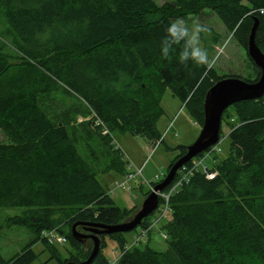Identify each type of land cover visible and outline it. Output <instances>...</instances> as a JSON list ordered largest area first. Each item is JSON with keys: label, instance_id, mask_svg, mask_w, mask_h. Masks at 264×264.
Masks as SVG:
<instances>
[{"label": "trees", "instance_id": "1", "mask_svg": "<svg viewBox=\"0 0 264 264\" xmlns=\"http://www.w3.org/2000/svg\"><path fill=\"white\" fill-rule=\"evenodd\" d=\"M204 10L218 18L224 34L244 53L253 71L249 80L217 75L203 62H181L183 50L192 47L178 30V42L164 54L168 27ZM249 16L257 21L254 44L264 56V0H170L160 5L152 0H0V133L5 138L0 144V209L27 212L6 224L32 238L11 257L0 255V264H31L36 243L56 264L80 263L91 249H86L89 241L70 237L74 223H124L139 205L124 210L106 195L92 168L96 160L91 148L92 166L77 153L79 136L69 128L73 115L93 113L111 135L128 134L153 146L159 140V100L168 88L200 128L203 98L215 82L237 77L254 83L258 78L246 55L254 22ZM59 94L73 95L84 107L53 108ZM83 125L106 149L105 173L122 178L125 163L108 138L92 119ZM223 131L226 156L214 157L209 166L216 176L206 180L194 173L168 197V218L160 227L166 250L155 251L147 242L125 250L124 234L99 236L91 264H108L101 253L104 238L120 250L116 264H264L263 98L226 108L220 117V143ZM173 151L166 172L185 146ZM154 212L138 228L146 230L158 216ZM49 230L70 245L66 258L41 238Z\"/></svg>", "mask_w": 264, "mask_h": 264}, {"label": "rangeland", "instance_id": "2", "mask_svg": "<svg viewBox=\"0 0 264 264\" xmlns=\"http://www.w3.org/2000/svg\"><path fill=\"white\" fill-rule=\"evenodd\" d=\"M152 1L160 5L170 0ZM184 29H187V35H184ZM2 30H4V25L0 21V34L3 35ZM177 30L184 36L190 47L197 51L202 49L206 52L207 59L203 62L206 69H211L217 75H236L241 79L251 78V72L253 71L245 60L244 53L230 36L224 34L220 21L209 10H204L197 16H190L184 21H179ZM262 98L264 100V94ZM51 105L57 110L60 109L64 111L74 110L76 108L81 110L82 107H84L73 95L68 96L64 94L57 95L56 101H53ZM159 107L162 111V115L155 123V130L159 135V140L153 146H148L144 140L131 137L128 134L119 135L114 133L112 135V138L116 141L114 144L132 164V168H142L141 175L143 180L151 182L152 185H157L163 180L168 162L176 155V152L173 151L175 147L180 145L186 147L190 145L198 136L200 129L191 121L180 101L171 95L168 88H165L161 94ZM90 120L89 114L77 113L76 116L73 115L72 121L69 123V128L78 133L79 143L75 146L77 153L89 165H91V163L89 162L90 157L88 149L91 148L96 160L94 167L91 166L95 172L97 181L101 187L107 191L113 187L112 183L114 181H119L120 177L116 176L113 172L105 173L104 170L108 161L106 149L95 141L91 131L83 125ZM169 124H171V128L167 131L166 129ZM222 134L223 138L221 139H223V141L218 145L217 148L219 152L214 156L217 161L226 156L227 140L224 139L226 134L225 131H223ZM2 143H5V138L0 133V144ZM118 155L120 160L124 162L121 154L118 153ZM212 156L213 154L211 157ZM209 162L210 157L206 158L205 163L209 164ZM128 186L131 189L130 192L117 189L109 196L115 206L123 208L124 210H129L139 205L129 214L125 222L129 221L138 211L142 200L148 195L147 194L144 198L142 196L147 191L146 186L139 189L138 183L134 182H130ZM154 211H156V209ZM26 213L27 212L22 210V208L0 209V255L2 257L9 258L15 253H18L23 247L20 246L22 245L20 242L13 241V236H26L25 244L31 241V235L25 230L15 227L9 228L6 224L9 218L25 216ZM164 219L167 218H163L161 222L158 221L157 223L156 221L154 223L156 227L151 228L148 234L141 239L138 245L142 246H139V248H142L143 244L147 242L149 245L148 247L155 251L161 252L166 250L164 240L160 237V233H162L160 232V227L163 222H165ZM65 228L66 226L61 224L59 230L63 231ZM75 232L80 233L79 228H76ZM138 236V228L124 234V239L126 240L125 246H127L125 250L130 248L134 239ZM7 238L11 240L8 241V243H6ZM104 242L105 247L101 251L102 255L106 258L108 264H116V261L121 255L120 250H118L115 243L109 239L104 238ZM89 244V246L87 244L86 249H88V247L91 249L92 245L90 242ZM52 245L53 250L59 254L61 259L67 257V251H71L69 244ZM31 250L36 255L35 260L31 264H56L55 261L49 259L48 252H46L47 249L43 248L40 244L32 246Z\"/></svg>", "mask_w": 264, "mask_h": 264}, {"label": "water", "instance_id": "3", "mask_svg": "<svg viewBox=\"0 0 264 264\" xmlns=\"http://www.w3.org/2000/svg\"><path fill=\"white\" fill-rule=\"evenodd\" d=\"M250 18L254 22L247 38L246 55L259 71L257 80L254 83H247L237 77L224 78L215 82L206 91L202 103V123L198 136L190 145L185 147L184 154L171 165L163 180L155 185L152 191L142 200L138 211L129 221L114 226H104L95 223H74L70 227V237L73 240L81 243L89 239L92 245L86 260L76 264H91L99 250V236L117 233L125 234L140 226L141 221L148 217L157 207L158 201L155 192H162L171 183L176 171L184 164L217 144L220 117L226 108L236 103L258 100L263 96L264 56L254 44V32L257 21L252 17ZM76 226H80L88 235L76 233Z\"/></svg>", "mask_w": 264, "mask_h": 264}, {"label": "built area", "instance_id": "4", "mask_svg": "<svg viewBox=\"0 0 264 264\" xmlns=\"http://www.w3.org/2000/svg\"><path fill=\"white\" fill-rule=\"evenodd\" d=\"M90 119H92V124L95 126V128L99 129L101 136L108 138L109 145L112 147V149L117 151L119 154H121L124 163L126 165L125 166L126 174L122 178H120L119 181H114L112 183L113 187L106 191V195L110 196L113 193V191L117 189L130 192L131 189L128 186L130 182L138 183L139 186H146L147 191L150 193L155 185H152L151 182H146L145 180H143V177L141 175L142 168L133 169L132 164L125 157L123 152L121 150L119 151L118 147L114 144V142L116 141L112 138V135L104 128L103 124L94 116L93 113H91ZM170 128H171V124H169L166 130L168 131L170 130ZM219 144H220V140L217 141V144L208 148L205 152L201 153L200 154L202 155L201 157L199 158L195 157L192 160H190L189 167H181L179 170H177L175 173L177 174V178L174 181L172 179L171 183L167 186L166 192L164 191L155 192L156 197L162 200V203L161 204L158 203L156 207V213L158 214L157 219H155L146 230H142L138 228L139 236L134 239V242L131 245L139 243L141 239L148 234L151 228L156 227V225L154 224L156 221L158 223L159 220L163 218H168V205H167L168 197L173 192H175L181 185L185 184L188 181V178L192 174L199 172L204 176L206 180H211L216 176L215 172L209 170V166L213 165L215 162L214 156L219 152V149L217 148ZM212 154L213 156L211 157ZM208 157H210V162L209 164H206L205 161L206 158ZM160 237L162 239L165 238V236L162 233H160ZM41 238L45 239L51 245L66 244L65 238L60 234H58L55 230L42 232Z\"/></svg>", "mask_w": 264, "mask_h": 264}, {"label": "clouds", "instance_id": "5", "mask_svg": "<svg viewBox=\"0 0 264 264\" xmlns=\"http://www.w3.org/2000/svg\"><path fill=\"white\" fill-rule=\"evenodd\" d=\"M179 21L172 23L168 29H167V35L165 38V48H164V54L167 55L168 52V46H170L173 43L178 42L176 39V33H177V24ZM184 35H187V29H184ZM181 62H186L188 60H193L196 63H202L207 59V54L204 50L197 51L194 48H185L181 54Z\"/></svg>", "mask_w": 264, "mask_h": 264}, {"label": "crops", "instance_id": "6", "mask_svg": "<svg viewBox=\"0 0 264 264\" xmlns=\"http://www.w3.org/2000/svg\"><path fill=\"white\" fill-rule=\"evenodd\" d=\"M251 74H253V72H251ZM19 233H22V232H19ZM22 235V234H21ZM13 241H18V242H20L22 245H24L25 243V239H26V236H24V237H22V236H13ZM7 242L6 243H8V241H11L10 240V238H7V240H6ZM29 242V241H28ZM38 243H36V244H34V245H32V246H36ZM22 245H20V246H22ZM4 258V257H3ZM4 259H7V258H4Z\"/></svg>", "mask_w": 264, "mask_h": 264}, {"label": "flooded vegetation", "instance_id": "7", "mask_svg": "<svg viewBox=\"0 0 264 264\" xmlns=\"http://www.w3.org/2000/svg\"><path fill=\"white\" fill-rule=\"evenodd\" d=\"M79 232H80L81 234H83V235H88V233L85 232V231H83L82 228H81L80 226H79ZM98 239H99V237H98ZM87 241H89V242L91 243V241H90L89 239H86V240L83 241V242H87Z\"/></svg>", "mask_w": 264, "mask_h": 264}]
</instances>
